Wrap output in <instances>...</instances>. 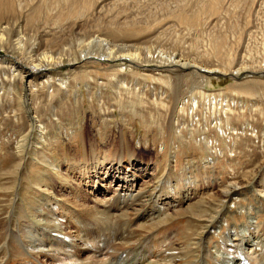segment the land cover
<instances>
[{"label":"rangeland","instance_id":"rangeland-1","mask_svg":"<svg viewBox=\"0 0 264 264\" xmlns=\"http://www.w3.org/2000/svg\"><path fill=\"white\" fill-rule=\"evenodd\" d=\"M37 1L39 0H34V4H37ZM42 4L39 9L35 8L32 11L31 23L28 22L27 26L24 24L22 26L27 41L20 54V60L34 64L43 54L61 58L64 63L52 72L59 76L67 74L72 68L77 69L78 75H81L80 72H87V76L96 74V76H102L103 72L110 73L108 69L112 65L117 63L128 65L127 59L112 61L113 63L100 62L102 63L100 65L99 63L85 65L79 62L82 54L81 49L89 53V57H93L95 51L106 54L105 52L109 50L107 48L114 44L119 47L136 46L138 50L133 51L138 52L142 60L148 57L153 58L161 51L163 58L178 54L182 60L201 62L202 64L199 63L201 66H210L209 68L216 72H223L224 68H230L227 67L229 63L233 66L231 69L247 65L264 67V0H43ZM51 7L55 9L52 14L49 13ZM32 8L28 7L26 11L28 12ZM99 40L104 48L98 49ZM215 41L222 43L217 54L214 53L216 51L211 46V43ZM81 45L82 47H80ZM14 53L11 46L0 47V247L3 248V244L7 245L0 252H8L2 264H28L34 261L20 239L24 240L23 227L32 223L30 206L37 204L35 198H42L41 190L34 186L35 183L41 187L45 185L51 187L62 205L68 202L69 205L93 204L89 193L85 194L91 189V186H87V189L84 188L86 191H79L80 187L76 183L81 179V176H78L79 167L90 161L89 144L91 143H93L92 147L94 144L96 145L95 152L97 154H93V158L94 155H106L113 162L118 156L123 166L130 165L133 159L134 162H138L135 167L140 169L139 172L144 177H139L135 169L130 174L131 180L135 179L134 189L136 190L142 189L144 186L152 187L157 179H160L161 182H172L169 185L171 186L170 190L166 191L169 190L176 194L186 193L187 191L183 190L184 167H188L187 172L192 173H190L192 178L198 177L201 180L200 186H207L214 179L216 183L214 191L220 190L230 180L229 167L231 165L235 167L236 179L234 178V181L242 182L240 185L244 186L242 190L248 199H241L240 202L245 205L249 201L256 204L255 200L258 197L256 193H251V185H246L240 180L241 177H250L256 171H258L257 174L260 173L259 171L262 169L258 167L263 162L260 150L255 146L249 151L244 141L240 140L235 157L231 162L227 161L229 146L233 142L232 137L236 135L234 131L237 132L238 129H232L231 136H221L217 129L210 130L208 128L203 131L213 143L217 142L218 153L214 155L206 148L205 141L201 139L200 131L203 130V125L200 124L197 127L199 130L195 129L194 131H189V128L184 126L182 135L176 136L172 141V131L166 123L168 119L162 120L161 126L156 122H145L146 118L148 121L151 120L147 113L152 112L155 108L150 100L141 103L133 95L134 93L128 92L129 96L127 91L122 92V100L124 104H127L128 101L135 102L134 108L139 110L138 112L129 111V107H118V103H112V94L109 93L104 95L106 100L103 101L104 109H109L105 113L109 114L103 116L100 104L94 98L90 100L88 98L85 88V83L88 80L80 82L79 86L74 85L75 92L68 97L65 103L59 101V96L53 101L52 99L48 100L49 95L44 92L46 97L41 101L43 107L48 103H56L54 107L57 108L55 112H53L52 105L47 109L40 110V119L48 117L52 121L45 120L47 123L46 143L41 144L35 157L29 151L19 156L16 153V147L22 135L27 133L29 118L23 106L20 105L26 86L25 81L20 80L24 74L23 70L11 77L10 71L4 67L6 63L3 61H11L8 56L15 55ZM68 62L73 65L68 66ZM84 66H87L88 69L85 70ZM5 70H8L6 74H4ZM256 70H260V68ZM179 73L171 70L165 74L171 77L173 83H176L178 81L176 74ZM46 74L47 71L37 73L35 84L46 78ZM110 75L107 74L103 78H112ZM118 75L125 77L127 82L133 77L132 74L130 76L126 73ZM248 75L251 73L239 74V80H233L228 75L220 73L206 75L203 88L211 92L231 93L234 91L233 85L239 84L241 79ZM259 76L261 84H263L264 73L262 72ZM26 80L28 83V79ZM181 81L182 85L178 82V86H181L180 89L177 88L180 92L195 89L190 79H181ZM70 84H75V82L71 81ZM36 88L40 87L35 85L34 89ZM173 88L174 86L168 91L171 97L175 93ZM76 90L78 91L76 92ZM136 102L143 106V109ZM141 111L145 112L144 116L139 114ZM250 118L247 116L248 122L256 125L259 130L260 125ZM235 127L241 130L240 125L235 124ZM131 148L134 153L133 159L129 157ZM42 156L60 163L59 176L39 162L38 159ZM167 159L169 163H167ZM171 160L176 164L175 167L168 166ZM19 163L20 166L14 174L15 166ZM158 164L159 168H156L155 166ZM236 164L238 165L235 166ZM105 165L110 166L108 163ZM198 170L201 171V175L196 176L199 174ZM64 177L63 180L59 179ZM59 180L62 184L59 183ZM206 180L208 183H205ZM231 180L233 179L231 178ZM72 188H78V191L74 192ZM96 190L98 188L94 191ZM196 191L199 196L196 194L193 202L207 197L210 193L206 188L204 190L206 192L202 191L203 193L201 189ZM9 193H11L10 196H8ZM166 197L162 196V199ZM62 200L63 203L64 200L66 203L63 204ZM170 200L175 207H183V195H170ZM74 201L76 202L74 203ZM124 201L134 205V201L131 199ZM10 202L11 204H8ZM117 202L118 200H115V203ZM256 205L258 206V204ZM261 206L262 211L258 223L264 226V201ZM5 210H8V213H5ZM224 217L225 223L221 224L220 229H213L214 233L212 232L210 236L208 245L211 248L216 245L219 249L224 233L233 227H240L247 220L244 211H239L236 206L227 208ZM127 218V215H123L120 221L118 220L117 223L100 231L103 232L102 236L106 240L95 238L101 240L99 251L112 255L118 253L125 255V252H132V247H136L134 245L138 239L143 241V237L147 236L148 232L141 227L145 222L134 223L133 226L128 224ZM9 223L12 227L16 223L17 228L21 229L18 238L15 236L17 229L12 230L13 237L9 235L11 229L8 226ZM73 223L69 224V227H72ZM197 227L198 224L189 220L187 216L173 215L155 232L151 230L153 233L149 234L147 241H152V248L157 252L158 249H177L179 252H183L186 237L193 236ZM167 236L170 237L168 240L159 243V239ZM125 242L126 244H123ZM132 242L135 243L132 244ZM140 252L143 250L141 249ZM213 254L214 252L211 253V255ZM209 260H211L210 258H208V262H212Z\"/></svg>","mask_w":264,"mask_h":264},{"label":"bare ground","instance_id":"bare-ground-1","mask_svg":"<svg viewBox=\"0 0 264 264\" xmlns=\"http://www.w3.org/2000/svg\"><path fill=\"white\" fill-rule=\"evenodd\" d=\"M42 1L39 0L37 4H34V0H0V47L11 46L15 51V55L11 54L8 56L11 61H3L6 63L4 67L10 71L11 77L23 70L24 74L20 77V80L26 83L23 99H19H21L20 105L23 106L29 119L27 133L22 135L16 147V153L19 156L29 151L35 157L41 144L46 143L47 123L45 120L50 121V118L44 117L40 119V110L47 109L52 105L53 112H55L57 108L54 107L56 103H48V105L43 107L41 101L46 97L45 93L49 95L48 100L52 99L53 101L59 96V101L65 103L68 97L75 92L74 85L79 86L80 82L88 80L85 83L88 98L89 100L94 98L100 104L103 116L109 114L105 113L109 109H104L103 107V101L106 100L104 95L109 93L112 94V103H118V107H129V111L138 112L139 110L134 108L135 102L128 101L127 104H124L122 100V92L134 93L133 95L141 103L150 100L153 108H155L152 112L147 111V115L151 120L148 121L145 117V122H156L161 126L163 124L162 120L168 119L166 123L170 131H172V141H174L176 136L182 135L184 126L189 128V131H194L195 129L199 130L197 127L201 124L203 125V130L200 131L202 134L201 139L207 144L206 148L214 155H217V142L213 143L203 131L208 130V128L210 130L217 129L221 136H231L232 129L239 130V128L235 127V124H238L241 130L234 131L236 135L232 137L233 142L229 146L227 161L231 162L233 157H235L237 145L240 140H243L249 151L255 146L260 150L263 162H261L262 166L259 165L258 167L262 169L259 171L260 173L257 174L258 171L255 170L256 172L252 175L250 174V177H241L240 181H243L246 185L250 184L251 193H256L258 197L255 200L258 206L251 201L245 205L240 200L248 199L242 190L244 186L240 185L242 182L234 181V178L236 179L234 166L230 165L229 167L230 180L222 189H216V191H214V184H216L214 179L209 182L211 184L202 187L199 185L201 180L198 177L192 178L191 172H187L188 167L183 169V190L187 191L186 193L176 194L172 191L169 192L171 187L169 185L172 182L163 181V183L160 179H157L152 187L144 186L142 189L136 190L134 189L135 179L131 180L130 174L135 169L139 177L143 178L144 175L139 172V168L135 167L138 162H134L132 148L130 149L129 157L133 161H131L130 165L123 166L118 156L115 157L116 161L113 162L106 155H94L93 158V154H97L95 152L96 145L94 144V147H92L93 143H91L89 144L90 161L79 167L78 176H81V179L76 183L80 187L79 191H86V187L91 186V189L85 194L89 193V197L93 201L92 205L81 202V204L69 205L68 200V203L65 202L66 198L64 195V203L66 204L62 200L61 202L64 204L62 205L59 203V197L56 198L51 187L47 185L41 187L35 183L34 186L41 190L42 198H35V203L37 202V204L30 206L32 223L23 227L24 240L20 239L22 245L27 249V253L34 260L28 264H264V226L258 223L262 211L261 204L264 201V83L261 84L262 82L259 78V74L264 73V67L247 65L231 69L233 66L229 63L227 67L230 68H224L223 72H216L214 69L209 68L210 66H207L208 68L201 66L199 64L201 62L182 60L178 54L163 58L161 51L153 58L148 57L142 60L139 53L133 51L137 49L136 46L125 45L119 47L114 44L112 47L107 48L109 50L105 52L106 54L101 53V51H95L93 52V57H89V53L81 49L82 54L79 62L85 65H97L98 63L100 65L102 64L100 62L113 63L112 61L127 59L128 65L126 63L112 65L108 69L110 73L103 72L102 76H96L97 74L87 76L88 73L84 71V73L80 72L81 75H78L76 68H72L67 74L59 76L52 72L64 63L61 58L43 54L34 64L20 60V54L27 41L22 26L23 24L27 26L28 22L31 23L32 11L35 8L39 9L43 5ZM28 7L33 8L27 12ZM54 10L51 7L49 13L52 14ZM55 12L57 13V11ZM98 42V49L104 48L101 40ZM221 44L220 41L211 43L212 49L216 51H213L214 53L217 54L220 51ZM149 50L151 51V49ZM206 64L208 65V63ZM72 65L73 63L68 62V66L71 67ZM257 68H260V70H256ZM84 69L87 70V66H84ZM8 70H5L4 74ZM171 70L180 72L176 74L178 79L176 83H173L171 77L165 74ZM46 71V78L35 84L36 74ZM155 71L158 73H154ZM182 71L183 73H181ZM243 72H250L251 75L241 79L239 84L233 85L234 91L231 93L211 92L203 88V83L207 78L206 75L220 73L221 75H228L233 80H239L240 77L238 75ZM120 73L130 74V76L132 74L133 77L127 82L125 77L118 75ZM107 74H111L112 78H103ZM26 79H28V83ZM181 79H190L195 89L192 91L187 89V91H184L186 93L177 90L179 83L181 84L182 82ZM71 81L75 82V84H70ZM35 85L40 88L34 89ZM172 86H174L173 90H175V93H173V90L171 91L173 97L170 96V92L168 93ZM57 92L60 93L57 94ZM139 114L144 116L145 112L141 111ZM247 116H250L253 122H257L260 125L259 130L256 125L254 126L253 123L248 122ZM202 119L203 122H201ZM38 160L56 173L55 175H60L59 162L43 156ZM107 163L110 166H106L105 164ZM167 163H169L168 159ZM19 166L20 163L15 166L14 174ZM168 166L172 168L176 164L171 160ZM155 167L159 168V164ZM198 173L196 176L201 175L200 170H198ZM200 177L202 178V176ZM59 179L63 180L65 177ZM60 180L59 183L62 184ZM165 183L168 185L166 186ZM205 183H208V181L206 180ZM73 184L76 185L74 182ZM64 188L66 189V187ZM97 188L98 190L94 191ZM205 188L207 192H210L209 195L193 202L192 200L198 194L196 190L201 189L202 192ZM167 189L169 190L166 191ZM73 191L77 192L78 188L73 189ZM56 194L58 193L56 192ZM179 194L183 195L182 208L180 206L175 207L170 200V195ZM10 195L11 193L8 194V196ZM162 196L167 197L162 199ZM126 199L133 200L134 205L126 203L124 201ZM115 200H118V202L115 203ZM11 202L8 204H11ZM150 204L152 206H149ZM232 206H236L239 211H244L247 220L240 227H233L224 233L219 249L216 245L211 248L208 245V241L212 232L214 233L213 229H220L221 224L225 223V211ZM5 213H8V210H5ZM123 215L128 216L126 221L129 225L141 221L145 222L141 227L146 229V231L148 230L147 236L143 237V241L138 239L136 243L132 242V244L135 243L134 246L136 247H132V252H125V255L120 253L112 255L111 253L99 251L101 240L95 238L106 240L102 236L103 232L100 231L111 224L117 223L118 220L120 221ZM173 215L187 216L189 220L195 221L198 224L197 231L193 236L188 235L186 237L185 244H183V252H179L177 249H158V252L154 251L152 241H147L149 234L153 233L152 231L155 232L161 224L173 217ZM72 222H74L73 226L69 227ZM16 223H14L13 227L10 223L8 224L11 227L9 235L13 237L12 230L17 229V235L15 236L18 238L21 229L17 228ZM169 238L167 236L158 241L161 243ZM123 244H126V242ZM2 246L4 248L7 245L3 244ZM3 248L0 247V250ZM141 249L143 252H140ZM212 252H214L213 255H211ZM7 255L8 252H0V264L3 263ZM208 258L212 262H208Z\"/></svg>","mask_w":264,"mask_h":264}]
</instances>
